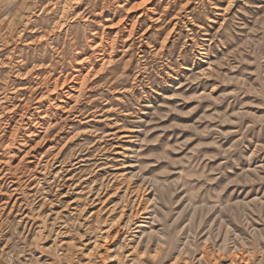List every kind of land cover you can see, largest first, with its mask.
<instances>
[{"label":"rangeland","instance_id":"1","mask_svg":"<svg viewBox=\"0 0 264 264\" xmlns=\"http://www.w3.org/2000/svg\"><path fill=\"white\" fill-rule=\"evenodd\" d=\"M0 264H264V0H0Z\"/></svg>","mask_w":264,"mask_h":264}]
</instances>
